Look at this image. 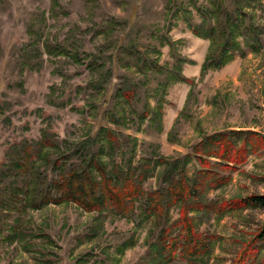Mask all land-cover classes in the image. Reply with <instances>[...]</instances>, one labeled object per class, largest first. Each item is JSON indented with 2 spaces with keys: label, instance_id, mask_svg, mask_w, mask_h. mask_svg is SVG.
<instances>
[{
  "label": "rangeland",
  "instance_id": "374dc122",
  "mask_svg": "<svg viewBox=\"0 0 264 264\" xmlns=\"http://www.w3.org/2000/svg\"><path fill=\"white\" fill-rule=\"evenodd\" d=\"M225 1L231 8V2ZM191 2L207 3L0 0V169L12 157L14 146L39 140L43 131L57 144L44 150L38 161L47 180L56 175L52 160L101 125L119 133L122 152L136 142L135 160L182 156L201 136L222 129L264 134V34L258 52L242 42V51L235 52L231 61L201 76L209 41L196 37L184 20L190 11L193 21H199ZM251 15L264 28V0L254 2ZM47 41L66 46L68 53H44ZM126 48L132 50L131 55L137 49L169 68L174 64L171 49L192 61L183 64L182 73L193 86L176 82L166 90L160 131L147 120L131 119L124 126L107 121L122 76L129 75L140 84L133 103L138 112L147 97L154 104L153 91L162 79L157 73H140ZM1 178L0 197L13 180ZM159 184L155 171L143 188ZM263 193L264 150L249 154L231 173L230 181L210 190L208 197ZM170 215L174 220L177 208ZM197 223L201 233L215 238L204 264H231L254 230L264 225V208L230 212L220 219L198 218ZM10 225L15 227L14 234ZM148 228V224L134 228L132 220L111 213H88L73 203L11 210L0 228V264H135L147 249ZM131 235L134 245L122 251L119 245ZM259 244L258 260L250 264H264V241Z\"/></svg>",
  "mask_w": 264,
  "mask_h": 264
},
{
  "label": "trees",
  "instance_id": "16d2710c",
  "mask_svg": "<svg viewBox=\"0 0 264 264\" xmlns=\"http://www.w3.org/2000/svg\"><path fill=\"white\" fill-rule=\"evenodd\" d=\"M229 1L232 9L225 0H205L206 4L191 2L199 16L198 22L193 21L190 11L182 12L192 33L209 41L201 76L231 61L235 52L242 51V42L255 53L261 48L264 28L255 24L251 15L256 0ZM167 44L173 48L170 40ZM43 47V52L49 55L68 53L66 46L57 42L47 41ZM171 51L174 64L169 68L137 49L131 55L132 50L126 48V54L131 55L140 73H157L162 79L153 91L154 104L147 97L138 112L133 103L140 84L129 75L122 76L114 93L115 105L107 114L108 122L124 126L131 119L147 120L151 128L161 130L168 87L176 82L193 86L192 80L182 73L183 64L192 61ZM122 143L115 129L99 126L93 135L52 160L56 175L50 180L39 170L38 161L43 158L44 150L57 147L51 134L43 131L39 140L14 146L12 157L0 169L1 179L13 178L6 186L8 192L4 191L0 197V223L7 211L73 203L98 216L111 213L132 220L134 228L148 224L147 249L135 264H175L178 260L183 264H204L215 238L199 231L198 218L220 219L230 212L264 208V193L228 199L208 197L210 190L222 188L230 181L231 173L246 162L249 154L264 150V134L259 131L222 129L206 133L178 157L157 155L135 160L136 142L124 152ZM155 171L160 184L145 190L143 184ZM173 208H177V217L171 220ZM10 226L14 234L15 227ZM263 241L264 225L254 230L231 264L256 262L259 243ZM133 245L134 235H131L119 248L123 251Z\"/></svg>",
  "mask_w": 264,
  "mask_h": 264
}]
</instances>
